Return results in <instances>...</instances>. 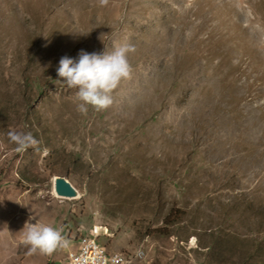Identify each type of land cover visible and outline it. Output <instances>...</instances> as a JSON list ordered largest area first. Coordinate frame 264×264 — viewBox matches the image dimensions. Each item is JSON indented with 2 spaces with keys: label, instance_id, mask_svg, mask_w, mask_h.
I'll list each match as a JSON object with an SVG mask.
<instances>
[{
  "label": "rangeland",
  "instance_id": "374dc122",
  "mask_svg": "<svg viewBox=\"0 0 264 264\" xmlns=\"http://www.w3.org/2000/svg\"><path fill=\"white\" fill-rule=\"evenodd\" d=\"M123 44L130 76L81 114L60 59ZM26 222L67 246L30 253ZM94 225L130 264L264 262V0H0V264H66Z\"/></svg>",
  "mask_w": 264,
  "mask_h": 264
},
{
  "label": "clouds",
  "instance_id": "9594fccd",
  "mask_svg": "<svg viewBox=\"0 0 264 264\" xmlns=\"http://www.w3.org/2000/svg\"><path fill=\"white\" fill-rule=\"evenodd\" d=\"M100 5H107L108 0H99ZM135 49L128 44L119 45L111 53H88L81 50L78 60L64 56L59 61L57 74L69 89L75 91L77 111L86 114L89 107L96 111L107 109L112 104L111 93L120 82L131 74L128 54ZM18 152L35 147L37 142L30 133L11 132L9 134ZM20 237V243L30 253L51 255L67 246V240L55 227L26 222Z\"/></svg>",
  "mask_w": 264,
  "mask_h": 264
},
{
  "label": "built area",
  "instance_id": "2783aa9c",
  "mask_svg": "<svg viewBox=\"0 0 264 264\" xmlns=\"http://www.w3.org/2000/svg\"><path fill=\"white\" fill-rule=\"evenodd\" d=\"M99 234L100 230L94 225L88 235L81 236L76 250L68 251L66 264H130L122 252H106L96 240ZM136 256H141V252Z\"/></svg>",
  "mask_w": 264,
  "mask_h": 264
},
{
  "label": "water",
  "instance_id": "95a60500",
  "mask_svg": "<svg viewBox=\"0 0 264 264\" xmlns=\"http://www.w3.org/2000/svg\"><path fill=\"white\" fill-rule=\"evenodd\" d=\"M52 189L56 196L62 198H74L78 195L75 187L65 176L55 175L52 180Z\"/></svg>",
  "mask_w": 264,
  "mask_h": 264
},
{
  "label": "trees",
  "instance_id": "16d2710c",
  "mask_svg": "<svg viewBox=\"0 0 264 264\" xmlns=\"http://www.w3.org/2000/svg\"><path fill=\"white\" fill-rule=\"evenodd\" d=\"M171 222H169V224H170ZM251 242H256V240L254 239V238H251V240H250ZM262 263H264L263 261H261V263L260 264H262Z\"/></svg>",
  "mask_w": 264,
  "mask_h": 264
}]
</instances>
